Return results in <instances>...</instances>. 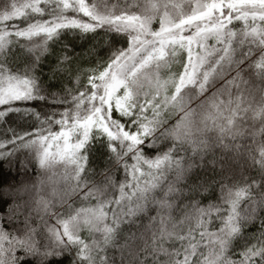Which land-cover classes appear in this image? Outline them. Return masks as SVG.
<instances>
[{
    "label": "trees",
    "instance_id": "trees-1",
    "mask_svg": "<svg viewBox=\"0 0 264 264\" xmlns=\"http://www.w3.org/2000/svg\"><path fill=\"white\" fill-rule=\"evenodd\" d=\"M233 1L0 0V264H264V4ZM163 17L187 42L121 69L103 19Z\"/></svg>",
    "mask_w": 264,
    "mask_h": 264
},
{
    "label": "rangeland",
    "instance_id": "rangeland-1",
    "mask_svg": "<svg viewBox=\"0 0 264 264\" xmlns=\"http://www.w3.org/2000/svg\"><path fill=\"white\" fill-rule=\"evenodd\" d=\"M250 1L254 2L255 4L261 5L264 4V1H256V0H234L232 2L233 6L238 8V11H241V7L243 5H252L253 3H250ZM231 4V3H228ZM206 12H212L213 9L218 8L220 12H222V8L220 6V3L212 4V5H206ZM248 9H250L248 11ZM244 13L239 14L237 17L235 16L234 20L238 19L239 21H246L248 19H253L254 18H264V9L258 8L256 6H250L249 8L245 7L244 8ZM260 11V13H257ZM219 14H223L220 13ZM199 14V13H198ZM107 20L109 22H115L118 24L123 25L125 28L135 30L137 33L133 48L128 56L122 64H121V69H126L127 66L132 64L133 60L140 59L144 56H151L153 54L156 55H164L165 54V49H166V43L167 41H174L175 38H179L183 42H187V38L182 34L185 23L187 22L188 19L182 20L179 23L178 22H173L170 19L163 17L159 20L158 26L156 28H149V21L144 20V19H137V18H125V19H103ZM257 23V22H256ZM256 27V26H254ZM209 32V30H208ZM207 32V33H208ZM202 37L201 34H197L195 37H193L192 42L190 43L189 46H186V50L188 51L189 48L191 47L192 50L194 51V64L193 68H195L199 61V57L196 54L197 49H202L203 44L202 40L200 39ZM200 60V58H199ZM119 80L121 79L120 73L118 75H115ZM27 90L26 87L21 84V83H14V84H7L0 93V102L6 101L8 98H16V97H22L26 95ZM115 96V93L110 95L108 97H113ZM108 101V100H107ZM121 99L117 98L115 99V103H121ZM90 123V124H89ZM106 123V119L101 115V113H96L95 115L92 116L88 124L84 127H81L79 131L77 132H72L70 134H65L62 135L60 138H54V139H49L47 141L46 145V150L52 149V150H57L59 152V155L63 157H71L74 159L77 155V144H71L72 139L76 137V135L85 133L86 127L88 128L89 126H94L96 128H103ZM54 148V149H53Z\"/></svg>",
    "mask_w": 264,
    "mask_h": 264
}]
</instances>
